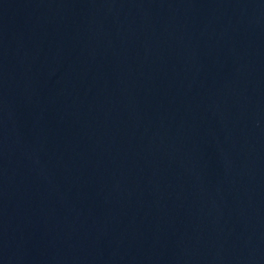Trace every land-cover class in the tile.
I'll list each match as a JSON object with an SVG mask.
<instances>
[{"label": "water", "instance_id": "95a60500", "mask_svg": "<svg viewBox=\"0 0 264 264\" xmlns=\"http://www.w3.org/2000/svg\"><path fill=\"white\" fill-rule=\"evenodd\" d=\"M0 264H264V0H0Z\"/></svg>", "mask_w": 264, "mask_h": 264}]
</instances>
